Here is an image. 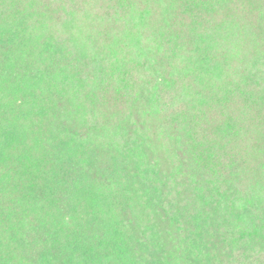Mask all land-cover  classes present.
I'll list each match as a JSON object with an SVG mask.
<instances>
[{"label": "trees", "instance_id": "1", "mask_svg": "<svg viewBox=\"0 0 264 264\" xmlns=\"http://www.w3.org/2000/svg\"><path fill=\"white\" fill-rule=\"evenodd\" d=\"M0 264H264V0H0Z\"/></svg>", "mask_w": 264, "mask_h": 264}]
</instances>
